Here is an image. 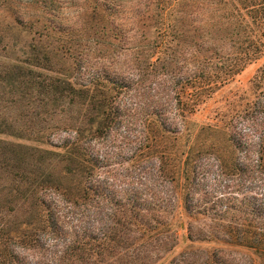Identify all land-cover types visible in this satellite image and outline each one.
Returning <instances> with one entry per match:
<instances>
[{"label": "rangeland", "instance_id": "obj_1", "mask_svg": "<svg viewBox=\"0 0 264 264\" xmlns=\"http://www.w3.org/2000/svg\"><path fill=\"white\" fill-rule=\"evenodd\" d=\"M161 43L175 51L156 73L180 107L157 75L131 77ZM98 67L99 85L78 84ZM186 73L195 80L178 84ZM139 91L168 104L130 106ZM89 181L131 249L176 236L154 264L187 251L196 264H264V236L260 249L213 236L264 227V0H0V260L54 257L55 217L80 225L62 198L80 202Z\"/></svg>", "mask_w": 264, "mask_h": 264}, {"label": "trees", "instance_id": "obj_2", "mask_svg": "<svg viewBox=\"0 0 264 264\" xmlns=\"http://www.w3.org/2000/svg\"><path fill=\"white\" fill-rule=\"evenodd\" d=\"M173 40L176 39L173 38ZM178 44L179 43H177L176 41L177 46ZM167 45V43H161L159 44V46H156V51H154V53H159L156 60H147L148 63L146 64V67H134L132 71L135 73L134 75H131V77L133 78L137 75L140 76L139 72H144V74L146 73V75H157V78L159 79L157 81L158 85L161 87L170 86L172 88L171 91H173L174 94L173 99L176 102L175 107H180L181 99L179 91L169 85L167 72L165 70H162L160 67L161 72L156 73L158 63L163 61L165 62L166 60L170 62L168 56L171 57V55L173 54L171 52L175 51V49H172V51H168L171 50L172 47L170 46L169 49V46ZM179 55H182V52L179 53ZM182 59V61L185 60L184 58ZM86 65H88V63ZM81 68L82 62L78 61L76 67L77 77L82 75ZM96 69V71H91L92 74H90L83 82H78V84L83 86L84 89L99 85V82L103 80V77L106 75L102 67H98ZM87 71L90 73V69H88ZM105 78L106 77H104V79ZM195 78V73H186L184 74V76H180L177 79L178 84H181L185 83L186 81H194ZM150 85H153V83H150ZM124 87L125 86H120L121 90L129 89L128 87L122 89ZM152 89H154V87H152ZM135 94L137 95L138 99L132 105H130L133 107H166L168 104L165 99L161 103L162 97H160V95V102L157 97H154L158 96V93H155V95L152 96L150 104L147 102V100L144 99V93H140L139 91ZM162 95L166 96L167 93ZM75 132L76 133L74 137H69L64 141V146L75 148L78 145V143L80 142V136L78 134V131ZM89 160L91 161V163L99 166L100 162L99 160H97V157L92 156L89 158ZM256 164L257 165L255 166L257 168L260 167L258 158ZM239 176L242 177L243 174L240 173ZM89 182L87 187L84 189V193L81 196L80 202L69 201L68 199L64 200L63 198V202H61V204L63 205L61 208L66 209L65 214H69L71 215V218L74 217L77 219V222L79 221L78 223L80 225L77 226L78 230H71L70 228L68 230H64V224L68 223L64 220L65 216H63V218H61L62 215L55 217V256L51 259L43 260V262L39 260L37 263L32 264H154L164 255V252H167L176 244V236L170 235V237L163 236L155 239V242H153L154 245L148 251L139 252L137 251V248L131 249L132 244L127 243L125 239H121L119 237L120 235L117 236L116 233H111V228L109 226L111 222L109 219L105 218V200L107 196L105 195L106 193L103 183L101 181H97L94 184L91 183V181ZM192 186L194 189V183H192ZM193 189L190 190V193ZM130 199L127 198V200ZM132 206L134 208L133 212H136L134 216L138 215L137 213L141 210L140 203H137V201L133 202ZM229 225H231V223H229ZM254 227L256 230H258L256 234L254 233L252 234V236H249L248 233L250 231L246 230V235H240L242 237L238 238V240L237 238L232 237L230 234L225 233V235H223V230L215 231L213 236H215L216 240L226 243V246L228 245L233 247L231 243H234L236 244L235 246L239 245L260 249L259 247L262 244V237L264 236L263 234L261 235L260 232H264V227H262L261 224L259 226L255 225ZM243 230L244 229H242L241 232ZM211 232L212 231H209L208 233L211 234ZM236 235L238 237L239 233H237ZM189 237L190 239L197 238L193 237L191 233H189ZM192 255L193 251H187L173 257L167 264H196L195 261L191 259ZM10 256L8 255L7 259L5 260L6 264H26L24 258L18 257L15 254L13 255L12 252L10 253ZM1 260L0 264H5Z\"/></svg>", "mask_w": 264, "mask_h": 264}]
</instances>
